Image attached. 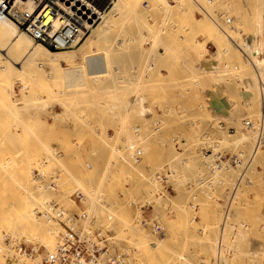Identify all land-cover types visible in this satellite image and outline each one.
<instances>
[{"label": "rangeland", "instance_id": "rangeland-1", "mask_svg": "<svg viewBox=\"0 0 264 264\" xmlns=\"http://www.w3.org/2000/svg\"><path fill=\"white\" fill-rule=\"evenodd\" d=\"M116 2L99 3L112 24L96 52L115 61L110 75L68 96L0 80V264H12L11 251L33 263L45 251L50 232L35 220L44 208L58 244L72 229L105 249L102 261L217 264L223 207L250 148L235 134L250 137L264 110L241 95L245 59L222 34L247 46L252 3L122 0L115 11ZM89 34L55 52L75 54ZM260 148L236 192L220 264H264V132ZM217 165L230 170L214 173ZM32 183L34 205L20 187Z\"/></svg>", "mask_w": 264, "mask_h": 264}, {"label": "bare ground", "instance_id": "bare-ground-1", "mask_svg": "<svg viewBox=\"0 0 264 264\" xmlns=\"http://www.w3.org/2000/svg\"><path fill=\"white\" fill-rule=\"evenodd\" d=\"M14 1L10 0L9 15L19 22H21L22 14L25 13L26 15L30 16L33 13H35L41 2L40 0H38L39 5L35 9L30 4L28 5V2L26 4L24 0H16L18 5ZM250 1L252 3L250 4L252 7L251 9L252 11H250L251 13L248 14V17H250L251 19L254 18V21L250 23V30L252 31L250 35H247L248 37L247 46H245V48L244 47L241 48L242 46H240L239 48L236 45V43L230 39L228 33H226L225 31H222V34L226 38L228 43L232 44L233 47H236L235 49L239 50V52L243 55L245 59V61H243V63L241 64L242 66H240L239 70L235 68L236 70H238L237 72L238 74L235 76H238L237 78H241L243 80L242 87L244 91L241 92V95L248 101V103L253 102L254 99H257L259 97V99L261 100V103H260L261 105L264 102V84H263V80H264V0H250ZM121 2L122 0H117V2L114 4L115 11L119 10V3ZM58 8L61 11H63L65 15H72L71 13H74V11L76 10V12H82L81 15L83 16V18L85 16H89L88 19H92L94 16H98V18H101V22L100 24H98V26L95 29L90 30V34L88 35L86 41L79 47L78 51L75 54L73 55L65 54L64 55L62 53H57L50 49L48 50V48L44 47L43 45L34 42L25 32H19L17 30L19 28L13 23V21L5 18L0 13V80L1 81H4V80L7 81V80L12 79L14 80V82H18L21 90L28 89L30 86H33V87L38 88L41 91V93L46 92L47 94L48 93L54 94L56 93V91H60V92H63L65 96H68L69 95L68 92L70 90L75 91L77 88L85 87L86 84L89 83L90 79H92V81L94 82L99 77L112 73V71L114 72V69H115L114 62L115 61H113L111 56L108 54L97 53L98 50L96 49L101 43V41L106 37L107 32L109 31V28L111 27V24H112V23L111 24L109 23L111 22V20L104 18V15L102 12L96 10L93 7L91 8L90 5L86 3V1L84 0H59ZM203 14L207 15L206 12H203ZM63 22H64L63 17L58 18L56 21L54 20V24H56V26L62 25ZM211 22H212L211 24L214 25V28L215 27L220 28L219 26H217V24L214 21L211 20ZM81 24L82 26H85L84 20L81 21ZM245 42H246V39H245ZM243 49H245V51H242ZM78 61H81L83 66L81 64L79 65ZM214 73L216 74V72ZM223 74L225 75L226 73L223 72V73H219L218 75L223 76ZM233 78L234 77H232V79ZM73 93H71V95ZM74 94H79V92L76 91ZM18 107H21V106L18 105ZM220 110L223 112L224 111L228 112L229 109H228V106L224 104L220 107ZM14 123L15 122H13V124ZM251 128L252 127L249 126V129L252 133L251 135L252 137L251 136L246 137L245 133L243 132L240 133L239 131H237L235 134L236 137L240 135L241 139L239 137L238 138L240 139L241 143L248 141L250 148L248 151L247 162L245 163L242 170L240 171L236 179L235 185L231 189L229 197L226 199L225 205L223 207L224 210H223L222 217H221L220 228H219V231L217 230L218 237L216 235L217 241L215 240L216 241L215 243L216 244V263L217 264H220V259H221L223 250H224L223 254L227 253L225 251L228 249L227 247L228 245L225 246L226 242L224 240L227 235H224V233H225V228L227 226V220L233 214L232 208L234 207L232 205L235 200L236 192L241 184V181L245 177L246 172L251 168L252 163L259 155L260 153L259 150L261 149L260 147L263 144L264 110L261 111L260 122L257 125V128L255 129L253 128L251 129ZM217 167L218 168H216V171L214 173H217V172L218 173L220 172L228 173V171L230 170L228 166L226 165L222 167L217 165ZM20 187L22 188V190L26 191V192L24 191L25 193L32 195V199L29 200L31 204L29 202L28 203L30 205H34L35 202H37L36 201L37 199L35 197V192H34L35 185L32 183V185H29V187L23 186V185H21ZM29 204H27V206ZM44 210H45L44 219L40 221L38 218H35V220H37V223L39 225H43L44 229L49 230L50 233L49 234L45 233L46 238L42 240L41 245L44 247L45 251L47 249V250H50L47 252H53L58 244V242L55 241V236L59 233V228L56 225L51 226V223L54 222V219L52 222L51 220L52 218L50 219V217L48 216L50 215V213L48 214L45 208ZM226 230H228V227ZM72 232L77 234V232L70 229L69 233H72ZM225 247H227V249H225ZM39 248H41V246ZM41 251L43 250L41 249ZM23 253L24 252H19V251L12 252L11 251V254L13 256L9 254L8 256L12 258V264H34L35 263L29 260L30 258L27 259L28 257H26L25 254Z\"/></svg>", "mask_w": 264, "mask_h": 264}, {"label": "built area", "instance_id": "built-area-1", "mask_svg": "<svg viewBox=\"0 0 264 264\" xmlns=\"http://www.w3.org/2000/svg\"><path fill=\"white\" fill-rule=\"evenodd\" d=\"M35 13L28 16L21 15V22L9 15L10 0H0V13L22 29L34 42L54 51H68L78 45L81 40L95 26L98 16L88 19L82 12L65 15L58 8L59 0H40ZM91 7L100 11V1L84 0ZM90 14V13H89ZM63 17L62 25L56 26L54 20ZM84 20L85 26L81 21ZM106 253L104 248L98 247L91 240L83 239L75 233L64 235L53 252H42L35 255V264H119L113 259L102 261ZM30 255V254H29ZM32 256V254L30 255Z\"/></svg>", "mask_w": 264, "mask_h": 264}, {"label": "crops", "instance_id": "crops-1", "mask_svg": "<svg viewBox=\"0 0 264 264\" xmlns=\"http://www.w3.org/2000/svg\"><path fill=\"white\" fill-rule=\"evenodd\" d=\"M161 74H162V72H161ZM163 75V74H162ZM149 87V86H148ZM136 119H138L137 117L135 118H133L132 120H136ZM141 120H146V119H143L142 117L140 118ZM112 132L111 131H107V137L109 138V137H112ZM146 210H147V212H149L150 213V211H149V207H147L146 208ZM147 215H148V213H147ZM155 224V226L156 227H158V224L157 223H154ZM158 231H159V233L161 232V230H160V228H158Z\"/></svg>", "mask_w": 264, "mask_h": 264}]
</instances>
